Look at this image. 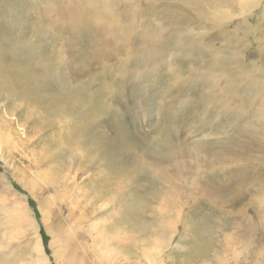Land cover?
<instances>
[{"label":"rangeland","instance_id":"374dc122","mask_svg":"<svg viewBox=\"0 0 264 264\" xmlns=\"http://www.w3.org/2000/svg\"><path fill=\"white\" fill-rule=\"evenodd\" d=\"M83 1L82 20L97 9ZM113 1L116 37L66 18L52 29L44 13L72 0H0V33L26 43L13 44L19 58L74 64L72 78L55 76L50 115L0 88V136L11 141L0 142V264L114 260L106 241L131 223L138 264H264V0ZM114 168L120 186L105 184Z\"/></svg>","mask_w":264,"mask_h":264},{"label":"bare ground","instance_id":"6f19581e","mask_svg":"<svg viewBox=\"0 0 264 264\" xmlns=\"http://www.w3.org/2000/svg\"><path fill=\"white\" fill-rule=\"evenodd\" d=\"M196 1L199 2L198 0H196ZM200 1H202V0H200ZM149 2H151V1H149ZM204 2H205V0H204ZM174 3H176V2H174ZM186 3H185V5H187ZM96 4H97V9L90 11L87 19H84V20H82V19L87 14V11H86V7H85L83 0H72V3L66 7L63 6L62 3L60 5V3L58 2V6L54 7V5H51V7L53 9L51 8L52 10L51 11L49 10L50 12L47 10V13H44V15L46 18L50 17V16L53 18V21L51 20L52 18L49 20V21L53 22L52 29H56L57 26L59 27L58 22H60L61 19L66 18V19H68L72 30L76 31V29L78 30V28H80L79 30H81L82 33L85 31L86 33L89 34V36H90V33L94 32V31L95 32L96 31L105 32V33L110 32V34L114 35V37H116V35H119V36H120V34L122 35V28H121V25L119 23V20L114 18V16H113L114 14H112L113 12H116L115 8H114V1L113 0H97ZM170 4H172V3L170 2ZM201 4L203 5V3H201ZM193 5L194 4H192L191 6H193ZM49 7H50V5H49ZM182 8H183V6H182ZM206 8L207 7H205V9ZM103 10H105L107 13H103ZM52 14H53V16H52ZM115 14H117V12ZM90 17L93 20L94 19L100 20V18H103L106 21L105 22L102 21V23L104 22L105 24L101 25L102 23L101 24L99 23L100 25H97L98 20L96 21V23H94V22L91 23L89 21L90 20L92 21V19H90L88 21V18H90ZM202 17H204V16H202ZM46 18H44V19H46ZM45 21H47V20H45ZM21 34H19V35H21ZM9 36L11 38H14V39L16 38V37H14V35L13 36H12V34L10 35V33H8V34L0 33V88L5 87L9 91L7 93H4V94H6V95H4L5 98L7 99V101H9V103H10V101L18 102L19 105L14 102L18 106L26 105L28 110L31 111L30 113H32L33 111H35L37 109L39 110L40 108H43V109H41L42 110L41 114H49L50 115V113H51V112H49L50 110H52V111L56 110L57 111V109H51L50 108L51 105L52 106L54 105V107H55L59 101V98H60V95L57 94L58 81L55 78V76H58L59 73L63 72L64 74H67L68 78H70V77L72 78L73 72H74L73 69L71 68V65L73 64L72 60L65 62V64L62 67H60V64H59L58 67H54V68L53 67H47L46 65H41L40 63L36 64L35 62H34L35 64H32V63H30V60L27 59L25 56L19 58L20 57L19 54L22 51L17 52V50H15V47H14V46H16L15 41L7 43V42H9V40H14V39H9ZM21 38H22V36H21ZM16 39H18V37ZM16 42L18 43V41H16ZM20 42L17 45H19ZM23 42L19 47H22ZM174 42H176V41H174ZM104 43L106 44L107 42L104 41L101 37H99L94 42V44H96L98 46H103ZM13 44H14V46H13ZM160 44L161 43H159L153 49V53L155 55H158L160 53V51L163 49L162 47H160ZM162 44H164V43H162ZM19 47L16 46L17 49ZM11 49H13L14 52L17 53L18 55L16 56V55L12 54ZM19 50H20V48H19ZM23 51H25V49ZM201 51H202V49H201ZM41 56L42 55H38L37 58L40 59L43 57V56L42 57ZM87 59H88V56H87ZM44 61H46V60H43L42 62H44ZM34 65L36 67H34ZM63 67H64V69L62 70ZM46 78H52V79L48 82H45ZM43 93H48V95L47 94L43 95ZM49 94L51 96H49ZM46 102L50 103V105H47V104L45 105ZM55 112H54V114H55ZM52 114H53V112H52ZM86 115L89 116L88 113H86ZM81 116H80L81 120L79 121L78 127H76L74 133H75V135H79L82 137L83 128H84V122H83L84 117H81ZM85 123H86V121H85ZM71 135H73V134H71ZM71 138H73V136ZM73 140H75V139L73 138ZM1 141H2L3 145H5V146L7 144H11V141H10V138L8 135H5L4 137L0 136V142ZM76 141H78V140H76ZM76 143L79 145L80 149L83 148L86 152H92L94 150V151H97L98 153H100L101 155H104V156L105 155L109 156V154H110V153H107V151L108 150L110 151V149L108 148V150H106V148L108 147L106 145V143H98V144L96 142L90 143L87 140H79ZM117 147H118V145H117ZM120 150H121V148H120ZM106 158H108V157H106ZM111 163H112V161H111ZM120 167H122V166H120ZM115 169L116 168H114V170ZM118 170H119V168H117L115 170L116 172L115 171L112 172V170L109 171L110 173L107 174L105 177V184H107L109 186V183H111V185L113 183V185H116V186L119 185L120 186V183L122 182L121 180H123V178H122L123 173H122V169H120L119 171ZM131 170L133 172V179H135V178L137 179L140 177L141 169H140L138 164L135 165L134 169H131ZM107 172H108V170H107ZM111 172H112V174H111ZM107 189H108V187H107ZM24 209H25V207H24ZM25 211H27V210L25 209ZM119 214H120V212H119ZM117 221H119V220H117ZM122 221H124V219ZM122 221L118 222V223H121V225H122ZM115 225H116V223H115ZM119 225L120 224H118V226ZM127 226H129L128 227L129 233L127 235L124 234V236H118V237L115 235H112V236H109V238L106 241V248L111 246L110 247L111 250L118 253V257L114 258V260H113V259H108V257L106 255H104L100 264H138L136 259H135V256L133 255V253H134L133 249H136V247L138 246L137 245L138 242L137 243L135 242L137 240L134 241V239L136 237L135 235L138 232V229H136L134 224H132V223L130 225H127ZM119 230H118V232H119ZM116 235H117V233H116ZM128 236H130V237H128ZM148 243H150V241ZM75 253H78L80 255L78 258L80 261H83V259H85V257H83L84 254L82 253L81 248L79 249L78 247H74L70 256L73 257ZM37 256L40 257V252L37 253ZM146 256L148 257L149 255L147 254ZM122 257H124V259H122ZM39 262H43V261L39 260ZM154 262L155 261H153V263ZM145 263H147V262H145ZM71 264H75V263H71ZM149 264H151V263H149Z\"/></svg>","mask_w":264,"mask_h":264},{"label":"trees","instance_id":"16d2710c","mask_svg":"<svg viewBox=\"0 0 264 264\" xmlns=\"http://www.w3.org/2000/svg\"><path fill=\"white\" fill-rule=\"evenodd\" d=\"M31 205L33 206V203H31ZM45 243V242H44Z\"/></svg>","mask_w":264,"mask_h":264}]
</instances>
